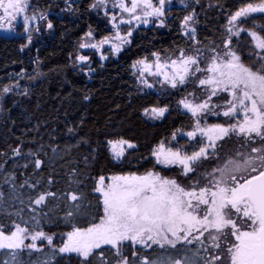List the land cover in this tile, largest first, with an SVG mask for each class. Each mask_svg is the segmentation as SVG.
<instances>
[{"label": "snow or ice", "instance_id": "obj_1", "mask_svg": "<svg viewBox=\"0 0 264 264\" xmlns=\"http://www.w3.org/2000/svg\"><path fill=\"white\" fill-rule=\"evenodd\" d=\"M180 3L189 8L186 0ZM171 4L172 0H112V9L120 12L117 17L115 12L110 14L109 0H94L89 7L103 9L114 31L96 43L85 42L79 47L96 49L101 52V59L106 60L103 47L108 44L111 52L119 56L125 46L132 44L133 32L141 25L165 27ZM20 20L27 33V44L21 45V51L32 43V31L40 30V20L47 21L49 30L54 27L46 11L37 10L31 0H0V30L14 31L13 22ZM258 21H264V0H243L235 11L229 12L221 44L213 41L200 47L202 42L197 38L195 26L197 13L193 8L180 24L182 35L193 41L190 50L178 47L170 54L152 51L135 60L131 67L136 69L134 74L146 89L154 88L155 83L162 88L167 85L181 90L192 84L204 94L199 98L193 90L178 101L194 118L191 130L182 135L196 141L198 150L194 147L189 152L184 145L170 146L163 140L151 149L155 165L179 166L180 172L175 177L152 170L142 175L100 174L92 191L100 194L96 199L102 214L85 226L72 224V230L64 234L66 238L62 237L59 246L53 243L54 234L38 230L35 215L32 216L35 229L28 222L0 223V252L8 257L3 264H24L25 250L29 256L33 251H43L38 241H46L51 249V259L44 264H51L58 256L73 254L78 258L77 264H264V23ZM33 22H37L35 28ZM122 25H127V29H122ZM242 34L248 38L252 63H246L237 50ZM86 36L91 38L93 32L89 30ZM75 59L93 70L88 55L80 54ZM149 76L155 78V83L149 81ZM18 87V82L3 86L0 101ZM23 95H28L27 89ZM214 97L218 99L214 101ZM169 111L168 105H153L144 107L143 115L163 120ZM209 116H222L225 122L209 123ZM73 131L68 128L69 133ZM177 132L181 130L173 132V141ZM233 137L239 141L235 156L210 171L201 169L196 175L203 161L220 158V149ZM106 143L117 163L124 160L129 150L138 148L135 141L123 136ZM52 152L56 153V148ZM21 155V147L12 149L13 157ZM27 155L33 159L21 165L25 169L31 163L35 170H40L46 163L39 153L29 150ZM54 160L55 157L47 163L51 165ZM180 178L190 183L185 185ZM10 182L14 198L22 205L25 194L20 189L31 190L26 194L27 207L32 213L39 211L41 216L48 215L44 209L50 205L55 208L59 207L58 202H63L67 204L68 220L80 213L86 198L79 189L83 181L76 177V169L72 170L69 184H76L77 188L70 186L60 192L51 190L55 182L52 175L47 177V187H41L42 176L35 182L25 179L17 185L15 175L10 174ZM4 196L0 191V198ZM194 243L198 245L194 255L200 259L189 255L193 251L189 246ZM154 245L161 250L160 254H146Z\"/></svg>", "mask_w": 264, "mask_h": 264}, {"label": "trees", "instance_id": "obj_2", "mask_svg": "<svg viewBox=\"0 0 264 264\" xmlns=\"http://www.w3.org/2000/svg\"><path fill=\"white\" fill-rule=\"evenodd\" d=\"M218 1L229 7L242 0ZM70 19H66L60 34L40 53L37 71L25 77L18 88L0 101V191L5 193L0 198V223L7 225L14 220L23 225L28 222V226L35 229L36 221L32 220L35 215L39 220L38 230L54 234L53 243L57 246L62 237L66 238L64 234L72 230V224L85 226L93 217L102 214L96 199L100 194L92 191L95 178L100 174H127L129 170L124 172L126 164L151 156V149L166 132L167 125L154 127L152 120L143 115V108L169 102L168 93L154 95L136 89L137 78L131 70L135 59H130L152 52L149 43L134 44L130 54L119 63L98 65L94 72L77 69L74 63L76 45L80 43V33L85 30V21L79 20L75 25ZM161 46L156 45L157 51L171 53L167 45ZM21 62L15 47L0 44V91L3 86L16 84L18 80L11 72H16ZM25 89L26 96L23 95ZM85 96L89 99H84ZM68 128L74 131L69 133ZM121 136L135 141L138 148L117 163L106 142ZM18 146L22 155L13 157L12 149ZM52 148H56V153ZM29 150L39 153V158L46 162L40 170H35L31 163L27 169L21 166L33 159L27 155ZM53 157L54 163L48 164ZM73 169H76V177L83 181L79 189L86 194L82 210L73 218L65 219L67 204L63 202H58L59 207L50 205L44 209L48 215L41 216L39 211L32 213L27 207L26 194L31 191L27 187L20 189L25 194L23 205L14 198L10 174L15 175L17 185L25 179L35 182L42 176L41 187H47V177L52 175L55 182L51 190L60 192L70 186L77 188L76 184H69ZM21 209L23 211L17 215ZM37 243L43 251H33L29 256L25 250L22 254L24 264H38V256L51 259L47 242ZM4 257L0 252V264ZM51 264H77V260L58 256Z\"/></svg>", "mask_w": 264, "mask_h": 264}, {"label": "flooded vegetation", "instance_id": "obj_3", "mask_svg": "<svg viewBox=\"0 0 264 264\" xmlns=\"http://www.w3.org/2000/svg\"><path fill=\"white\" fill-rule=\"evenodd\" d=\"M94 2V0H31V3L37 10H44L48 15L49 20L52 21L54 27L52 30L47 28V21L40 20L39 28L40 30L37 32L35 30L32 31V43L28 45L23 51H21V45L27 44V33L24 32L22 25V20L13 22L14 31H5L0 30V44H11L12 47L16 48L18 55L21 57L22 62L17 67L18 70L14 72L12 70L11 74L17 78L20 82L24 80L25 77H29L34 74L39 64L41 63L40 53L44 50L49 44L53 42V40L60 34L62 24L66 21L67 18L71 17L70 20L74 21V24L78 25L79 20H84L85 30L80 33L81 40L78 45H76V55L85 54L90 57L89 64L91 65L92 72H94V68L98 65H109L110 62L119 63L125 59V56L129 55L128 53L134 44L144 45L149 43L152 45L151 51H157L156 45H167V49L169 51L175 50L176 47L189 48L190 45L193 44V41L188 40L187 37L182 35V30L180 28L181 21L185 15H187L193 8H195L197 13L198 23L195 25L197 28V38L202 42L200 47H204L206 45L211 44L213 41L216 44H221L222 34L225 32V25L227 24V20L229 17L230 11H235L240 4L243 2L238 1L231 6H222L221 2L218 0H200L199 4L195 3V0H186L189 4V8H185L180 0H172V4L169 5L168 15L166 17V26L163 28L156 27L154 24H149L147 26L141 25L140 28L136 29L133 32L132 44L125 46L124 50L117 56L115 53H112L110 50V46L105 44L103 47V54L108 57L106 60L101 59V52L92 49V48H80L79 45L85 42L96 43L98 40L102 39L105 36H110L113 34L112 25L109 23V17L104 15L103 9H92L89 6ZM112 0H109V10L110 14L115 12L117 17L120 16L119 9H112L111 7ZM211 5V6H210ZM71 9V10H69ZM259 23H264V21H258ZM37 22H33V28H35ZM250 26V25H249ZM122 29H127V25H122ZM91 30L93 32V36L91 38L86 36V33ZM168 36V37H166ZM243 36V34H242ZM166 37V38H165ZM154 46V47H153ZM234 46H235V38H234ZM163 47V46H161ZM249 48L250 45L248 43V38L243 36V38L239 41V46L237 50L242 54L246 63H252L249 59ZM160 49V47L158 48ZM151 53V52H150ZM148 53L146 56H148ZM170 54L169 52H167ZM166 53V54H167ZM144 57V56H142ZM140 55L135 58L131 57V61L134 59L142 58ZM151 59V57H150ZM74 63L77 69L81 70V68L88 70V67L85 65H81L79 61L74 58ZM133 75L136 72V69H131ZM137 78V75H135ZM150 82L155 83V78L149 76ZM136 89L140 93L148 92L150 94L158 95L159 93H168L169 94V102L167 103L170 111L166 114V118L163 120H152L154 127H158L159 125L165 126L167 125L166 132L161 136L159 140L155 143V145L160 141H165L166 144L170 146H181L184 145L186 150L191 152L194 147L198 150V145L196 141H190L187 136L182 135L183 132L190 131L192 125L194 123V118L191 117L190 113H186L183 110L182 106L178 104L179 99L182 96L187 95L190 91H197V96L199 98H203V93L195 88L194 85L189 84L185 89H171L169 86L165 85L163 88L160 84L155 83V87L152 89H146L142 85L139 84L138 79ZM192 99L191 96L188 97ZM218 98H213V100H217ZM161 106L164 103L160 104ZM209 123H223L225 122L224 117H208ZM177 129H180L181 132H177L176 140H172L173 132H176ZM199 138V137H198ZM155 145L153 147H155ZM239 145V141L233 137L230 140H227L225 143V147L220 149V158L217 160L215 158L203 161L202 165L199 166L198 172L199 174L201 169L210 171L213 166L222 165L230 156H235L237 148ZM129 150L128 152H130ZM155 157L152 155L149 158H138L134 162H130L125 165L124 172L129 170V172L136 174H144L146 171H158L163 175H167L170 177H175L180 172L179 166L174 167H165L163 165H155ZM181 182L185 185H188L190 181H187L184 178H180ZM198 247L197 244L190 245L189 248L193 251L189 252V255L193 257V259H200L194 255V250ZM156 249V251H153ZM160 251L157 246H153L152 249H147L146 254L150 256H156L160 254ZM203 256V253H201ZM68 257V256H66ZM74 260H78V258L73 254L71 257Z\"/></svg>", "mask_w": 264, "mask_h": 264}, {"label": "rangeland", "instance_id": "obj_4", "mask_svg": "<svg viewBox=\"0 0 264 264\" xmlns=\"http://www.w3.org/2000/svg\"><path fill=\"white\" fill-rule=\"evenodd\" d=\"M22 82H23V80L20 81V85L22 84ZM6 95H7V94H6ZM26 243H28V241H26ZM7 258H8V257L5 256V257H4V260L7 259ZM38 260H39V263H38V264H44V261H46V257H44V256L39 257V256H38Z\"/></svg>", "mask_w": 264, "mask_h": 264}]
</instances>
